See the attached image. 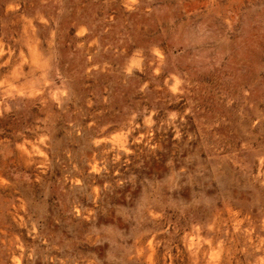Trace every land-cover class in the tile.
<instances>
[{"label":"rangeland","instance_id":"obj_1","mask_svg":"<svg viewBox=\"0 0 264 264\" xmlns=\"http://www.w3.org/2000/svg\"><path fill=\"white\" fill-rule=\"evenodd\" d=\"M0 264H264V0H0Z\"/></svg>","mask_w":264,"mask_h":264}]
</instances>
